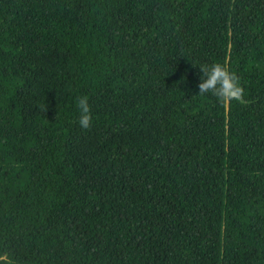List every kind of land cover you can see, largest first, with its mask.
Here are the masks:
<instances>
[{
	"label": "trees",
	"instance_id": "trees-1",
	"mask_svg": "<svg viewBox=\"0 0 264 264\" xmlns=\"http://www.w3.org/2000/svg\"><path fill=\"white\" fill-rule=\"evenodd\" d=\"M0 252L264 264V0H0Z\"/></svg>",
	"mask_w": 264,
	"mask_h": 264
},
{
	"label": "clouds",
	"instance_id": "clouds-1",
	"mask_svg": "<svg viewBox=\"0 0 264 264\" xmlns=\"http://www.w3.org/2000/svg\"><path fill=\"white\" fill-rule=\"evenodd\" d=\"M201 76L197 87L200 96L211 94L221 103H230L233 100H240L244 95V89L239 77L229 68L219 62L213 64H200L198 66ZM77 106L80 110L79 126L82 129H89L92 123L91 109L87 96L77 98ZM42 110H46L41 106ZM0 264H14L10 256L0 252Z\"/></svg>",
	"mask_w": 264,
	"mask_h": 264
}]
</instances>
